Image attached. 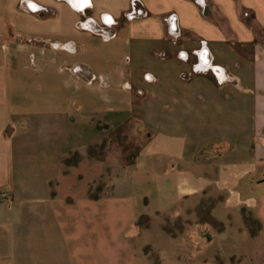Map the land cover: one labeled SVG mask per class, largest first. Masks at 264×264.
Segmentation results:
<instances>
[{"label":"crops","instance_id":"0c3cea01","mask_svg":"<svg viewBox=\"0 0 264 264\" xmlns=\"http://www.w3.org/2000/svg\"><path fill=\"white\" fill-rule=\"evenodd\" d=\"M0 264H264V0H0Z\"/></svg>","mask_w":264,"mask_h":264},{"label":"rangeland","instance_id":"374dc122","mask_svg":"<svg viewBox=\"0 0 264 264\" xmlns=\"http://www.w3.org/2000/svg\"><path fill=\"white\" fill-rule=\"evenodd\" d=\"M257 32H260L259 27H255ZM145 140V131H141L137 125L132 122L131 124L127 125L126 127L115 130L114 132L110 133V136L106 140L105 151H110V155H115V152L118 155V158L123 163H128V161L124 160V155L131 153L132 150L127 151L124 149L128 144L133 143L136 147L142 145L143 141ZM135 151V150H133ZM106 155L109 156L107 152ZM74 159V156L71 160Z\"/></svg>","mask_w":264,"mask_h":264},{"label":"trees","instance_id":"16d2710c","mask_svg":"<svg viewBox=\"0 0 264 264\" xmlns=\"http://www.w3.org/2000/svg\"><path fill=\"white\" fill-rule=\"evenodd\" d=\"M141 146L136 147L133 143L128 144L124 149H126L127 151L132 150V152L127 155H124V160L128 161V163H133L135 158L138 156L140 150H141ZM135 150V151H133ZM68 162V160H67ZM244 213V212H243ZM244 217H245V221L247 223L250 222V216L246 215V213H244ZM203 218L209 220L211 223H213L215 226L220 227V223L217 222L210 214L208 210H203ZM140 220H142V217L140 218Z\"/></svg>","mask_w":264,"mask_h":264},{"label":"built area","instance_id":"2783aa9c","mask_svg":"<svg viewBox=\"0 0 264 264\" xmlns=\"http://www.w3.org/2000/svg\"><path fill=\"white\" fill-rule=\"evenodd\" d=\"M135 13V11L134 12H132V14H134Z\"/></svg>","mask_w":264,"mask_h":264}]
</instances>
